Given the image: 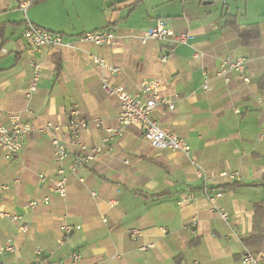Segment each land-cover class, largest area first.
I'll list each match as a JSON object with an SVG mask.
<instances>
[{
	"label": "crops",
	"instance_id": "obj_1",
	"mask_svg": "<svg viewBox=\"0 0 264 264\" xmlns=\"http://www.w3.org/2000/svg\"><path fill=\"white\" fill-rule=\"evenodd\" d=\"M30 1L42 14L28 20L64 34L68 45L34 50L23 36L25 15L16 0H0V124L7 125L8 116L18 114L33 128L16 156L6 159L0 153L2 209L19 215V222L29 227L20 233L9 217H0V246L9 241L14 245L13 252L0 254V262L30 264L39 248L38 264L64 260L73 251L85 262L99 264H243V254L264 250V0L248 17L228 11L214 17L198 8L196 19L187 17L183 0H176L181 15L177 6L161 7L174 0H110L102 27L69 24L71 13L93 14L104 0ZM227 15L235 16L236 25L257 24L258 37L243 46L233 27L226 25ZM135 18L143 26L131 24ZM158 19L174 34L187 33L186 42L140 44L134 35ZM102 28L115 32L116 44L78 41L80 34ZM170 50L172 55L161 61ZM196 52L201 56L195 59ZM90 56H100L120 71L110 74ZM226 57L247 59L249 81L233 72L228 83L214 80L211 90L204 91V71L213 76ZM31 60L40 66L36 79ZM102 77L132 93L144 81L159 79L160 93L173 108H155L152 119L183 137L213 180L198 176L183 154L148 146L134 127L112 140L107 153L72 173L73 157L98 144L104 127L116 124L118 100L105 92ZM33 81L36 89L27 96ZM72 107L87 120L99 118L102 125L81 130L73 141L67 128ZM46 122L58 126L55 134L66 147L65 197L50 191L56 164L51 137L40 131ZM222 170L235 173V178L219 177ZM222 185L228 187L219 188ZM216 193L226 221L211 209L209 198ZM188 195L192 198L186 200ZM43 198H48L47 204L27 207L29 201ZM114 199L116 204L109 205ZM192 218L197 219L196 227ZM64 223L80 228L63 235ZM131 228L141 231L136 239L128 234ZM145 244L153 248L141 251Z\"/></svg>",
	"mask_w": 264,
	"mask_h": 264
},
{
	"label": "built area",
	"instance_id": "obj_2",
	"mask_svg": "<svg viewBox=\"0 0 264 264\" xmlns=\"http://www.w3.org/2000/svg\"><path fill=\"white\" fill-rule=\"evenodd\" d=\"M169 1V0H163ZM19 8L23 11L25 15L24 19V30L23 36L32 45L34 50L46 49L52 50L60 48L64 45V34L60 32H53L41 28L32 22H30L26 17V9L30 0H16ZM140 44H145L149 40L164 41L172 40L175 43H185L188 34L185 32L174 34L172 30L165 25V23L158 19L154 26L142 29L140 34L134 35ZM78 41L88 42L97 46L114 45L117 43V35L111 28L96 29L93 31H88L80 34L78 36ZM172 55V50L168 51L166 54L161 56V61H166ZM201 54L196 52L194 58L200 57ZM90 60L97 67H102L107 70L110 74H115L120 71V68L116 65L107 63L100 56H90ZM29 65L34 70L35 79L39 77L40 66L35 61H30ZM247 65V59L244 57H226L221 60V63L213 76L209 72L204 71L203 81L201 87L204 91L211 90L212 81L221 80L224 83H228L233 72H237L239 78L245 83L249 81L248 77L245 75ZM102 87L105 92L109 95L115 96L118 100V113L116 116V124L111 127H104V135L102 136L100 142L92 146L86 153L77 154L73 157L69 164L72 173H76L79 168L88 165L90 162L96 159L100 154H105L111 148V142L115 138L121 136L125 130L129 127L137 128L145 140L146 144L156 151L170 150L176 151L183 154L189 162L196 168V174L204 179L205 182L213 180V177H209L204 168L195 160L192 155L191 148L189 144L181 137L179 134L172 130H167L161 128L151 117V113L157 107L166 105L169 109L173 108L172 102L167 100L160 93V80L153 78L146 80L142 83L141 87L134 93L127 90L122 85L111 84L105 77H102ZM36 89V83L33 81L27 92V96L34 93ZM255 101L258 103L262 102L261 96H255ZM7 125L0 124V153L6 159L13 158L18 154L23 143L29 133L32 131V125L30 122L23 120L18 114H12L8 116ZM102 121L95 117L92 120H87L81 116L80 111L77 107H72L68 113L67 128L72 136V140L79 139V133L81 130L89 128L90 126L100 127ZM58 130L57 125H53L51 122H46L44 126L40 129L51 137L52 144L54 146V160L56 164L55 178L53 185L50 187V191L57 194L60 197H65L67 193L65 170L63 167L64 159L67 156L66 147L60 142L59 138L55 134ZM219 177H225L229 179L235 178V173L222 170L218 173ZM40 181L45 180L43 174L39 175ZM95 196V193H91ZM206 194V193H205ZM192 198L187 196L186 200ZM220 198V194L216 193L215 196L209 198V203L211 204V209L219 213L223 220H227V213L218 205L216 201ZM48 198L43 199H33L27 203V207L33 208L38 204H47ZM116 204V200L109 201V205ZM0 217H9V219L15 224L17 231L20 233H26L29 229L26 223H20L21 217L15 214H7L5 210L2 209L0 202ZM192 227H196L197 219H191ZM78 225L62 224L61 231L63 235H69L74 229H78ZM128 234L136 239L140 236L141 231L139 229H128ZM153 248V244H145L140 247L141 251H146ZM14 251V245L12 242H7L0 246V254L10 253ZM35 259L34 262L30 264H38L40 262L41 250L39 248L35 249ZM264 259V250L256 253H245L241 256V263L243 264H258L260 260ZM0 264H5L0 262ZM47 264H99L98 262H85L82 255L73 251L68 254L67 258L64 260L52 261Z\"/></svg>",
	"mask_w": 264,
	"mask_h": 264
},
{
	"label": "rangeland",
	"instance_id": "obj_3",
	"mask_svg": "<svg viewBox=\"0 0 264 264\" xmlns=\"http://www.w3.org/2000/svg\"><path fill=\"white\" fill-rule=\"evenodd\" d=\"M94 4L101 3L100 0H93ZM105 4H101L98 6V10L93 12V14H86V13H78V14H70V17L72 18V21L70 22L69 25L78 27L80 25L83 26H105L106 25V15L104 14V10L106 8L112 7L110 5V0H104ZM245 1V2H244ZM183 3L186 4V15L188 18H193L196 19L197 16L200 15V9H205L207 11H210L211 14L214 17H219L221 13H225L228 11V13H245L247 14V17L252 15L253 13H249L250 9L254 7L255 9H258L261 7V0H200L201 5H198L199 0H183ZM181 3L176 0L170 3L162 4V8H175L176 6L178 7L176 12L180 14L181 12ZM180 5V6H179ZM28 9L26 11V16L27 19L31 18V15L35 14L37 16H41V11L40 9L37 8H32L35 6L34 3H29ZM23 12V11H22ZM21 12V14H23ZM181 15V14H180ZM24 16V15H23ZM245 16V15H244ZM246 16L244 17V20H246ZM131 24H135L136 27H141L142 21L140 19L135 18V20H131Z\"/></svg>",
	"mask_w": 264,
	"mask_h": 264
},
{
	"label": "trees",
	"instance_id": "obj_4",
	"mask_svg": "<svg viewBox=\"0 0 264 264\" xmlns=\"http://www.w3.org/2000/svg\"><path fill=\"white\" fill-rule=\"evenodd\" d=\"M39 1V0H34ZM32 1V2H34ZM226 25L232 26L238 37L241 39V44L243 46L248 45L251 39H255L258 37L259 32L257 28V24H250V25H236L235 16L234 15H227L226 16ZM60 71V62L57 60L56 63V72ZM253 186H259V184L255 183ZM264 188V185H262ZM228 187L227 185H222L219 188L224 189Z\"/></svg>",
	"mask_w": 264,
	"mask_h": 264
}]
</instances>
